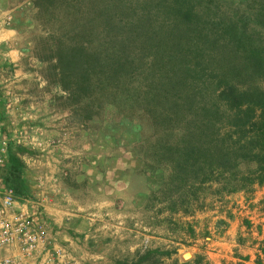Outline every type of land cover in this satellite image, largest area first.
Returning <instances> with one entry per match:
<instances>
[{
  "label": "rangeland",
  "instance_id": "obj_1",
  "mask_svg": "<svg viewBox=\"0 0 264 264\" xmlns=\"http://www.w3.org/2000/svg\"><path fill=\"white\" fill-rule=\"evenodd\" d=\"M33 1L0 0V134L8 142L0 166L11 155L20 160L27 185L20 196L47 200L39 210L50 235L70 233L85 264H240L235 250L238 238L250 241L245 201L251 195L207 196L188 211H170L154 194L161 173H151L148 141L156 135L142 108L118 101L84 116L47 81L38 56L47 39L72 35L67 27L102 38V18L93 14L107 4L116 6L119 24L142 19L148 35L135 26L138 39L156 40L174 28L182 18L171 11L179 6L194 14L191 29L212 30L216 53L232 61L254 48L264 55V0H55L49 12ZM236 82L264 90V69ZM263 196L264 187L252 200ZM251 236L263 249L264 237L256 229Z\"/></svg>",
  "mask_w": 264,
  "mask_h": 264
},
{
  "label": "trees",
  "instance_id": "obj_2",
  "mask_svg": "<svg viewBox=\"0 0 264 264\" xmlns=\"http://www.w3.org/2000/svg\"><path fill=\"white\" fill-rule=\"evenodd\" d=\"M54 1L33 2L49 12ZM176 9L182 20L155 40L133 35L135 26L148 35L140 29L142 19L119 24L116 6L104 5L93 14L102 18V38L86 39L77 26L65 27L73 34L47 39L38 58L47 81L66 91L68 103L84 116L118 101L142 108L156 135L148 141L151 173H161L154 194L170 211H188L207 196L252 195L264 185V90L236 82L264 69V55L254 48L232 61L229 53H216L219 39L212 30L191 29L194 14L179 6L171 12ZM206 44L215 46L203 49ZM0 181L18 196L27 192L16 156L0 166ZM253 206L263 218L254 229L264 237V196ZM254 239L249 244L257 248ZM254 264H264V248L256 249Z\"/></svg>",
  "mask_w": 264,
  "mask_h": 264
},
{
  "label": "built area",
  "instance_id": "obj_3",
  "mask_svg": "<svg viewBox=\"0 0 264 264\" xmlns=\"http://www.w3.org/2000/svg\"><path fill=\"white\" fill-rule=\"evenodd\" d=\"M7 148L8 142L0 134V165L6 160ZM45 201L18 196L12 187L0 185V264H85L71 248L72 239L50 235L39 210ZM245 203V219L254 229L263 218L255 215L252 199Z\"/></svg>",
  "mask_w": 264,
  "mask_h": 264
},
{
  "label": "crops",
  "instance_id": "obj_4",
  "mask_svg": "<svg viewBox=\"0 0 264 264\" xmlns=\"http://www.w3.org/2000/svg\"><path fill=\"white\" fill-rule=\"evenodd\" d=\"M19 73V72H18ZM264 187V185L263 186H261V187H258L254 192H253V194L251 195V196H247V198H250V197H254L255 196V194L258 192V191H260V188H263ZM243 192L241 191V192H239V193H236V194H234L233 196H231L232 198L233 197H243ZM244 196H246V195H244ZM261 199H262V197H261ZM232 233H233V236L234 235H239L238 233H240V228L238 229V231H237V234L236 233H234V231L232 230ZM64 239H72V244H71V248L74 250V246H75V242H74V239L75 238H73L71 235H70V233H68L67 232V234H65V235H61ZM249 238H250V241L253 239V236H248ZM247 239V238H246ZM246 239L245 238H238V244H239V248H236V250H235V252H236V254L237 255H235V257L239 260L238 261V263H240V264H254V259H255V252H256V248H255V245H250L249 244V240L246 242ZM246 244V245H245ZM237 251H240V252H242L244 255H242V256H239V254L237 253Z\"/></svg>",
  "mask_w": 264,
  "mask_h": 264
}]
</instances>
